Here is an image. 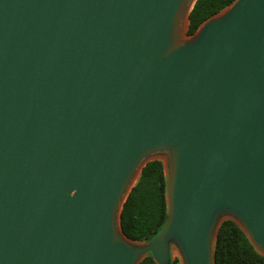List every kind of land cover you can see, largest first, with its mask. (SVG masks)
<instances>
[{
	"label": "water",
	"instance_id": "obj_1",
	"mask_svg": "<svg viewBox=\"0 0 264 264\" xmlns=\"http://www.w3.org/2000/svg\"><path fill=\"white\" fill-rule=\"evenodd\" d=\"M195 2L0 0V264H214L225 220L264 256V0L187 35ZM154 160L168 219L138 244Z\"/></svg>",
	"mask_w": 264,
	"mask_h": 264
},
{
	"label": "trees",
	"instance_id": "obj_2",
	"mask_svg": "<svg viewBox=\"0 0 264 264\" xmlns=\"http://www.w3.org/2000/svg\"><path fill=\"white\" fill-rule=\"evenodd\" d=\"M235 0H196L189 14L187 35H192L208 18L220 13ZM167 176L161 161L146 163L131 189L120 214L122 233L134 242H149L165 227L168 219ZM214 264H264L261 255L244 231L231 220L222 222L215 243ZM140 264H157L148 254ZM171 264H179L173 260Z\"/></svg>",
	"mask_w": 264,
	"mask_h": 264
},
{
	"label": "rangeland",
	"instance_id": "obj_3",
	"mask_svg": "<svg viewBox=\"0 0 264 264\" xmlns=\"http://www.w3.org/2000/svg\"><path fill=\"white\" fill-rule=\"evenodd\" d=\"M184 39H188V38H184ZM161 158H162V161L165 164L164 157H161ZM165 169H166V167H165ZM138 244H145V242L138 243ZM170 256H171L172 261L173 260H177L179 264H183V260H182V256H181L180 250L177 247V245L175 243H173V242L170 244Z\"/></svg>",
	"mask_w": 264,
	"mask_h": 264
},
{
	"label": "bare ground",
	"instance_id": "obj_4",
	"mask_svg": "<svg viewBox=\"0 0 264 264\" xmlns=\"http://www.w3.org/2000/svg\"><path fill=\"white\" fill-rule=\"evenodd\" d=\"M192 3H191V5H192ZM191 5H190V7H191ZM190 7H189V9H190ZM189 9H188V11H189ZM187 14H188V12H186V14L184 15L183 21H182V24H183L184 27H186L187 26V23H188ZM136 179H137V175L134 178V180L132 182V185L135 183Z\"/></svg>",
	"mask_w": 264,
	"mask_h": 264
}]
</instances>
